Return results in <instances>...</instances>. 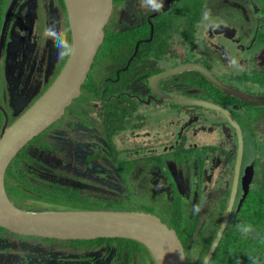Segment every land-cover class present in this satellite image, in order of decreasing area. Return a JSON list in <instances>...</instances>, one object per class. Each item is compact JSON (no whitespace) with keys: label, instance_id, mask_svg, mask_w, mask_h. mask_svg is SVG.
I'll return each instance as SVG.
<instances>
[{"label":"flooded vegetation","instance_id":"flooded-vegetation-1","mask_svg":"<svg viewBox=\"0 0 264 264\" xmlns=\"http://www.w3.org/2000/svg\"><path fill=\"white\" fill-rule=\"evenodd\" d=\"M47 25L71 42L65 0H0V134L65 65L41 38ZM3 187L24 213L155 216L175 231L185 264H203L223 228L211 264L246 223L250 194L264 190V0H164L160 12L113 0L79 96L16 153ZM0 264L156 263L131 238L0 226Z\"/></svg>","mask_w":264,"mask_h":264},{"label":"water","instance_id":"water-1","mask_svg":"<svg viewBox=\"0 0 264 264\" xmlns=\"http://www.w3.org/2000/svg\"><path fill=\"white\" fill-rule=\"evenodd\" d=\"M112 2L65 0L70 38L77 52L66 59L62 71L47 91L0 134V226L14 233L43 238H131L149 250L156 264H185L181 258L182 245L175 231L155 216L104 211L24 213L8 202L4 192L3 174L11 159L29 140L58 120L65 108L79 96L81 85L103 41ZM222 229L203 264L207 263L217 246Z\"/></svg>","mask_w":264,"mask_h":264},{"label":"trees","instance_id":"trees-1","mask_svg":"<svg viewBox=\"0 0 264 264\" xmlns=\"http://www.w3.org/2000/svg\"><path fill=\"white\" fill-rule=\"evenodd\" d=\"M253 198L243 208V219L251 223L259 233L258 237L244 238L234 229L229 230L214 255L211 264H249L248 255H258L264 262V190L253 193ZM264 233V232H263ZM231 258V261L230 259Z\"/></svg>","mask_w":264,"mask_h":264},{"label":"clouds","instance_id":"clouds-1","mask_svg":"<svg viewBox=\"0 0 264 264\" xmlns=\"http://www.w3.org/2000/svg\"><path fill=\"white\" fill-rule=\"evenodd\" d=\"M141 3L154 12H160L164 8V0H141ZM210 19L211 13L206 10L203 13V20L209 21ZM41 38L44 40L51 39L53 41V44L57 49L58 60L70 59L77 52L75 43L70 42L67 38L66 31L59 29L57 25L45 26L41 32ZM192 211L194 214L199 213L200 205H193ZM235 227L245 239L249 236H259L257 229L251 223L240 222L237 223ZM262 242H264V239H262ZM181 258L183 260L187 259L183 254H181ZM247 258L249 264H262V258L258 255L249 254ZM237 264H240V262L237 261Z\"/></svg>","mask_w":264,"mask_h":264},{"label":"rangeland","instance_id":"rangeland-1","mask_svg":"<svg viewBox=\"0 0 264 264\" xmlns=\"http://www.w3.org/2000/svg\"><path fill=\"white\" fill-rule=\"evenodd\" d=\"M253 196H254V194H253V193H251V194H250V197H249V199L251 200V199L253 198ZM249 237H251V238H252V237H254V236H249ZM262 264H264V262H262Z\"/></svg>","mask_w":264,"mask_h":264}]
</instances>
